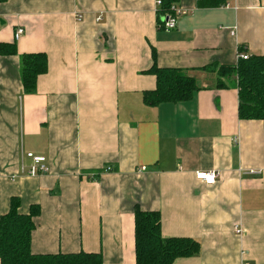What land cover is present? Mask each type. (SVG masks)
<instances>
[{
    "label": "crops",
    "instance_id": "1",
    "mask_svg": "<svg viewBox=\"0 0 264 264\" xmlns=\"http://www.w3.org/2000/svg\"><path fill=\"white\" fill-rule=\"evenodd\" d=\"M157 1L0 4V44L17 46L0 56V219L18 198L20 214L40 208L33 254L135 264L138 208L160 213L164 238L199 242V257L174 264H264V124L240 119L235 86L195 71L264 56V0H180L187 14L171 31L159 27ZM36 53L48 72L27 95L20 57ZM154 65L189 71L200 90L147 106ZM29 153L47 159L46 175L27 174ZM201 171L218 173L217 183L198 181Z\"/></svg>",
    "mask_w": 264,
    "mask_h": 264
},
{
    "label": "trees",
    "instance_id": "2",
    "mask_svg": "<svg viewBox=\"0 0 264 264\" xmlns=\"http://www.w3.org/2000/svg\"><path fill=\"white\" fill-rule=\"evenodd\" d=\"M7 0H0V4ZM231 0H200L199 8H214L228 4ZM180 0H162L158 11L159 27L162 16L171 13V5ZM243 52V50H241ZM16 44H0V56H16ZM154 56L156 53L154 51ZM20 72L24 93L33 95L40 76L48 72L45 53L26 54L20 57ZM195 71L217 75V87L228 89L235 86L239 94V117L241 120H257L264 124V56L253 55L246 61L239 60L237 66L218 64ZM147 73L157 79L154 91L146 93L144 102L155 107L164 103H178L191 99L200 90L189 71L164 69L154 65ZM20 199L13 198L10 212L0 219V263L1 264H104L96 253L35 255L31 251V237L35 230L34 219L40 208L32 207L29 214H20ZM198 241L190 238H164L159 212L135 210V264H174L178 259L196 258L201 255Z\"/></svg>",
    "mask_w": 264,
    "mask_h": 264
},
{
    "label": "built area",
    "instance_id": "3",
    "mask_svg": "<svg viewBox=\"0 0 264 264\" xmlns=\"http://www.w3.org/2000/svg\"><path fill=\"white\" fill-rule=\"evenodd\" d=\"M156 6L158 11L162 7V0H158L156 2ZM225 8H230V4H226L224 6ZM171 13L164 14L162 16V22L163 24L160 25V29L166 30V31H171L176 29L178 19L182 16H185L187 14L186 10H183L177 6V4H172L171 5ZM82 17L79 16L78 20H81ZM25 35V29L24 28H17L15 34H14V40L19 41L23 36ZM250 58L249 55L240 53V60L246 61ZM26 158L30 159L32 164L27 170V174L31 177H36V176H43L46 175L50 168L47 162V159L42 156H36L33 153H29L25 155ZM22 170L25 171V167H22ZM141 171H147L146 167H142ZM260 172L256 171H251V175H256L259 174ZM196 178L198 181L204 183L207 186H213L217 183L219 179V174L214 172V171H201L196 173ZM242 230L238 231V234H241ZM248 264V263H245Z\"/></svg>",
    "mask_w": 264,
    "mask_h": 264
}]
</instances>
